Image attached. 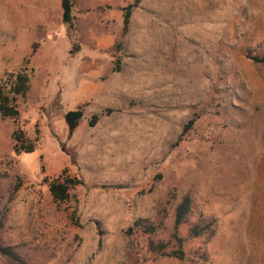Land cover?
<instances>
[{"label": "rangeland", "instance_id": "obj_1", "mask_svg": "<svg viewBox=\"0 0 264 264\" xmlns=\"http://www.w3.org/2000/svg\"><path fill=\"white\" fill-rule=\"evenodd\" d=\"M60 1L0 0V78L30 74L0 118V264H264V0H140L125 31L134 0H73L70 32ZM65 167L83 183L57 205ZM184 194L188 257H159ZM139 218L159 231L128 235ZM200 221L213 235L189 237Z\"/></svg>", "mask_w": 264, "mask_h": 264}, {"label": "trees", "instance_id": "obj_2", "mask_svg": "<svg viewBox=\"0 0 264 264\" xmlns=\"http://www.w3.org/2000/svg\"><path fill=\"white\" fill-rule=\"evenodd\" d=\"M140 0H134L124 8L123 12V31H125L129 25L130 16L132 9L137 6ZM60 5L62 8V21L67 25V30L70 32L73 28V0H61ZM32 46V51H34ZM253 60L257 63L264 65V55L253 56ZM30 88V74L26 69H18L16 71L7 72L3 77L0 78V118H14L19 116V109L17 105L18 97H24ZM83 112L78 107L65 112L64 119L68 127V132L72 133L78 125L79 119L82 117ZM99 116L93 114L90 119V124L93 125ZM194 119H190L187 124L184 125L183 131L187 130L193 124ZM38 133V129H36ZM12 139L14 141L13 151L16 154L22 152L29 153L33 152L36 148V141L38 137H29L20 127H15L12 131ZM63 150V146H61ZM75 155H69L70 163H74ZM66 173V167L63 168L61 174L52 178H44L47 182L48 191L57 205L66 203L70 199V190L75 185L82 184L83 181L80 178L71 176ZM20 184L16 183L12 186L11 193L14 194ZM192 213V198L189 194H184L178 204L175 207L174 222L171 232V237L174 240V246L169 248V244L162 240L158 242L148 241V251L153 252L159 257H172L179 260L186 259L187 253L184 250L185 237L179 234V227L188 221ZM75 210L71 214V219L74 218ZM161 223L146 222L142 219H136L132 225L128 226L126 233L131 235L134 229L139 230L143 234L151 235L159 231ZM214 230L210 228V224L200 221L189 227L188 236L198 237L205 234L213 235ZM12 257V256H11ZM12 259H14L12 257Z\"/></svg>", "mask_w": 264, "mask_h": 264}]
</instances>
